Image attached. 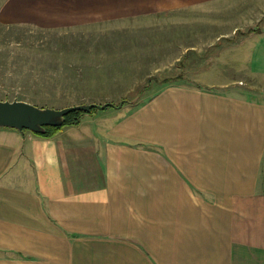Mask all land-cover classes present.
I'll return each instance as SVG.
<instances>
[{
	"label": "crops",
	"instance_id": "obj_1",
	"mask_svg": "<svg viewBox=\"0 0 264 264\" xmlns=\"http://www.w3.org/2000/svg\"><path fill=\"white\" fill-rule=\"evenodd\" d=\"M200 6L6 0L5 12L58 30ZM245 36L226 57L264 90V29ZM210 70L201 88L166 85L51 137L0 128V264H264V101Z\"/></svg>",
	"mask_w": 264,
	"mask_h": 264
},
{
	"label": "rangeland",
	"instance_id": "obj_2",
	"mask_svg": "<svg viewBox=\"0 0 264 264\" xmlns=\"http://www.w3.org/2000/svg\"><path fill=\"white\" fill-rule=\"evenodd\" d=\"M5 3L0 0L2 100L62 108L125 99L130 102L123 107L137 106L166 85L200 86V75L211 68L239 77L235 85L249 89L248 98L264 101L260 80L246 79L243 65L226 57L249 28L264 29V8L256 0H201L200 7L184 12L152 10L137 17L139 23L121 16L119 22L118 17L105 18L58 30L15 20L5 12ZM196 42L200 45L187 48Z\"/></svg>",
	"mask_w": 264,
	"mask_h": 264
},
{
	"label": "water",
	"instance_id": "obj_3",
	"mask_svg": "<svg viewBox=\"0 0 264 264\" xmlns=\"http://www.w3.org/2000/svg\"><path fill=\"white\" fill-rule=\"evenodd\" d=\"M128 100L114 103H80L62 108L40 107L24 100L0 99V128L15 129L21 133L25 130L33 133H43L46 126H61L64 117L71 111L90 112L92 108L104 109L108 106L122 107Z\"/></svg>",
	"mask_w": 264,
	"mask_h": 264
},
{
	"label": "trees",
	"instance_id": "obj_4",
	"mask_svg": "<svg viewBox=\"0 0 264 264\" xmlns=\"http://www.w3.org/2000/svg\"><path fill=\"white\" fill-rule=\"evenodd\" d=\"M260 31H261V28L258 26V27L249 28L244 33L250 34V33H257ZM164 80L166 83L169 82L168 79H164ZM94 111H95V108H92L90 112H83V111H79V110L71 111L70 113L65 115L64 123L61 126H46L45 131L43 133H35V134L42 136V137H51L55 133H57L59 129H61L64 126L79 124L82 117L84 116V114L93 113Z\"/></svg>",
	"mask_w": 264,
	"mask_h": 264
}]
</instances>
